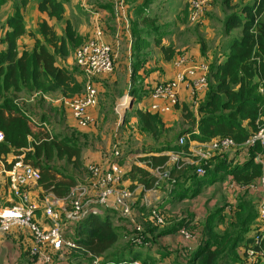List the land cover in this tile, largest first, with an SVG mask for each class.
I'll return each mask as SVG.
<instances>
[{"label": "crops", "instance_id": "crops-1", "mask_svg": "<svg viewBox=\"0 0 264 264\" xmlns=\"http://www.w3.org/2000/svg\"><path fill=\"white\" fill-rule=\"evenodd\" d=\"M21 1L22 0H5L4 3L0 2V53L7 50L5 36L6 33L11 30L8 25V20L20 14L23 19V29L25 33L18 38L16 42L19 55L24 51H32L37 41L47 45L41 31V25L44 22L54 29L58 37H63L65 35V28L69 22L81 40L78 48L85 42L91 40L96 30H101L103 32L106 42H108L112 48L115 47L114 44L117 43L115 40H117L118 36L122 35L125 36V38L128 37L130 39L127 40L130 43V53L133 55L134 52H132V50L134 51V46H138L137 40L132 38L133 29H142V25L139 24L140 13L144 11L145 15H147L150 9L157 7L159 4L158 2H160V0H152L149 7L144 10L142 9L144 0H131L128 2L125 0L124 10L120 11L117 4L113 6V0H57L64 5V14L62 19L58 20L55 17H50L46 12H41L39 10V5L43 0H26L24 6L21 4ZM173 1L175 4H169L168 9H165L166 11L164 10L165 16L159 18L157 23L161 26L160 38L162 44L165 47H172L175 51V55L168 61L165 60L162 51L154 47L151 48V53L148 58L149 60H155L157 62L153 63L151 67H149V70L152 71L153 79L160 78L155 83L170 81L175 77L177 72L183 71L190 66L187 64L186 66L178 67L177 61L180 57H185L190 63L194 64L205 61H208L210 64L224 63L229 54L228 44L232 40L241 38L240 29L226 32V27H224V29L220 31V33L223 34L222 39L216 41L214 48L211 47L208 51L206 50L205 40L206 43H214L213 30L209 27V25H211L210 21L214 19L218 11V7L214 6L208 17L209 19H207L204 25L197 27V34L187 36L186 39L183 40V43L176 48L177 37L181 33H184L187 28H191L194 25L190 22H186L190 23V25L186 27L183 24L177 23L175 26L174 23H172L179 14H182L184 3L188 0ZM225 1L226 0L223 1L224 4ZM228 2L233 8H227L228 11L237 10L236 12H230L229 15L236 13L243 17L241 13L243 7L252 6L255 0H228ZM162 3L163 6L160 8L158 7L151 15L159 13L162 8L166 6V3ZM115 14H117V18L114 19ZM170 17H172V19ZM168 19L169 21H167ZM169 26H173L174 28H172L170 33L165 35V29ZM173 29H175V33H173ZM114 33H116L115 36L112 35ZM142 38L152 42V38H149L147 35H143ZM125 45L128 46V43L126 42ZM218 48L219 51L217 52ZM222 48L225 50L221 51ZM48 50L54 53L52 47H48ZM56 65L71 71L67 60L62 61L61 58H57ZM74 76L77 77L75 74ZM81 79L83 80L82 77ZM259 93L264 95V83L259 89ZM206 96L207 92H203L199 95L201 104L205 101ZM179 97L181 102L180 105L170 113L160 117L164 125V131L166 132H161L157 140H155L150 133H146L136 126L135 128L130 126V123L127 122L129 118L125 121V124L128 123V126L124 124V127L118 134H116L113 125H109L107 131H104L102 127H100V104L89 109L88 112L91 117V123L87 128L78 127L71 111L66 110L65 123L68 126L78 127L80 130L89 131L93 134L91 142L88 140L86 141L89 146L83 144L81 146L79 145V147L82 148L81 161L83 166L85 168L93 164L108 166L109 163L113 161L117 162L125 171V177L122 181L123 186L129 188L134 193V212L140 214L144 212L148 213L152 207L159 206L166 213L167 223L163 227L164 229L161 228L162 230L160 231L171 230V232L166 235L157 236V233L160 231H153L155 236L153 245L148 249L138 246L132 247L130 244L126 243L121 235L126 228L129 230L128 227L131 225H128V223H126L127 221L119 214L111 213L110 216L114 227L120 230L119 242L114 248V250H118L117 254L119 253V255H117L115 259L124 256L127 259L135 260L134 262H138L139 264H144L145 262L147 264H193L192 256L202 247V243L209 240L212 233L224 232L229 225L234 222L237 205L240 199L254 202L257 208L261 193L249 188V186L258 185L260 180L264 178V152L257 154L256 158V162L262 166V175L248 183L236 182L230 173L225 175L226 172L224 170L218 171V173L223 172L224 174V176H221V182L217 181L208 184L207 180L209 178L207 180L194 178L193 170L191 169L195 165L194 163L199 160L194 152L196 148L201 149L202 144L197 141H190L189 134L184 133L189 129H193V132L198 134V121L201 118L199 108L201 104L195 105L193 103L187 83L181 85ZM154 102L155 101L150 96L148 103L146 102V108L137 110L149 109ZM129 109L131 110L132 108ZM56 112L57 110L54 109V112L48 113L47 118H53L59 121L61 117L56 115ZM188 113H191L192 117L195 118V124L191 125V128V120L189 121L184 118ZM260 121L264 124V115ZM135 124L136 121L134 122V125ZM245 125L247 126V123H245ZM182 129H184L185 132H183L180 138L183 137L185 143L189 142V146L186 151L183 149L175 151L173 150L174 147H181L185 144H180V138L177 140V134L182 133ZM247 129H250V127L247 126ZM168 130L169 132H167ZM98 138L105 139L108 142L96 144L95 140ZM120 141L122 145L120 146L121 150H119L121 151V156L116 159L113 153L116 149V145H119ZM207 144L208 143H203V145ZM241 148L243 149V147ZM242 149L238 151L239 148H237L218 153L220 156L225 155L228 170L234 167H241L249 161L248 152ZM16 156L17 155L13 153H9L5 156H0V161L9 162ZM161 156H166L167 161L160 166H151L149 158ZM217 163L218 161L214 160L213 165L210 166V170H212L213 166ZM134 167L142 168L155 177L157 180L155 186L151 189H145L143 184L139 182V177L137 178L136 175L130 174ZM165 173L168 174V177L164 176ZM68 174L73 175L78 183H83L85 180H88V171L86 173L87 176H84L85 179L82 178L79 172L72 169V167ZM172 180H174V183ZM5 183L7 184L0 162V204H8L5 200L7 197ZM28 192L33 201H38L43 189L32 185L29 187ZM38 219H43L40 213L38 214ZM122 220L126 222L124 221V223ZM259 226H264V221L258 217L245 235V238H250L255 228ZM146 228L151 230L152 226L147 224ZM182 228L187 229L192 234L191 239H185L180 234V229ZM246 241L238 248L242 250V253ZM32 246V236L26 230L14 229L9 235H0V264H35L29 254ZM99 259H103L104 261L103 256L99 257ZM240 260H242V255L240 256ZM54 264H64V261L58 260ZM76 264H91V260L85 256L79 257ZM223 264L233 263L231 260H228ZM234 264H240V262Z\"/></svg>", "mask_w": 264, "mask_h": 264}, {"label": "trees", "instance_id": "trees-1", "mask_svg": "<svg viewBox=\"0 0 264 264\" xmlns=\"http://www.w3.org/2000/svg\"><path fill=\"white\" fill-rule=\"evenodd\" d=\"M128 1L131 0H126V2ZM151 1L144 0L142 9L148 8ZM0 2L4 3L5 0H0ZM172 3L175 4L173 0ZM21 4L24 6L26 0H22ZM225 4L228 9H233L228 0L225 1ZM162 9L164 11L168 7L165 6ZM39 10L60 20L64 14V5L57 0H43L39 5ZM241 13L243 17L232 13L226 19V32L240 29L241 38L232 40L228 44L229 54L224 63H209L211 72L209 90L205 101L199 108L201 118L198 121V134L194 133L193 129L186 132L182 129V133L177 134V140L185 132L184 134H189L190 141L208 143L213 139L231 138L241 145L258 130L261 124L260 119L264 115V95L259 93V89L264 83V0H256L252 6H244ZM182 15L185 22H190L189 0L184 3ZM159 18H163L159 13L148 14V16L145 15L144 11L140 13L139 24L142 25V29H133V38L138 42L136 51L133 53L134 59L140 58L141 55L138 54L141 50L147 53L145 58H148L153 47L163 52L165 60L170 61L174 57L173 48L165 47L162 44L161 26L157 23ZM8 25L11 30L5 36L7 50L0 53V131L4 135V142L0 143V156L9 153L22 155V150L29 146L30 126L25 112L14 99L16 94L43 91L45 93L56 92L65 98H73L81 95L84 91L83 84L74 76L73 72L56 65L57 58L69 56V46L75 47L81 43L69 22L63 37H58L54 29L44 22L41 25V31L47 45L37 41L32 51H24L21 55L17 51L16 44L17 39L25 33L21 15L17 14L9 19ZM143 35L152 38V42L143 39ZM48 47H52L54 53L49 52ZM139 66L135 61L132 68L136 70ZM213 82L214 86H212ZM134 93L133 91V96ZM134 97L139 99V95ZM136 115L141 125L140 129L150 133L155 140L158 139L161 132H166L159 114L145 109L138 110ZM184 118L191 120L190 128L191 125L195 124V118L192 117L191 113L185 115ZM127 119L128 116L125 117L124 121ZM245 123L250 129H247ZM38 141V145L32 143L34 145H32L31 151L25 153V161L30 162L41 171V180L36 186L43 189L40 199L43 198L46 191H52L59 198L67 197L79 183L73 175L65 174L50 164L55 159H66L76 172L83 170L87 172V167L85 168L81 161L82 148L79 147V144L73 146L66 141H58L49 137L38 139ZM188 146L189 142L181 147H174L173 150L180 151L183 149L186 151ZM241 149L239 148L238 151ZM242 150H246L250 158L243 166L228 170L225 155L218 156L219 154H216L207 164L202 165L207 170L206 175L198 176L197 167L194 165L191 169L193 170V177L207 180L211 173L210 166L213 165L214 160H217L218 163L213 166L215 171L213 182L220 181L221 176L217 172L222 170L226 172L225 175L230 173L239 183H248L257 177L259 178L263 170L262 166L256 162V158L257 154L264 152V147L256 146ZM149 160L151 166L156 167L163 165L167 161V157H150ZM130 174L139 177V182L143 184L145 189L153 188L157 181L149 172L139 167H134ZM160 212L164 215L167 223L165 211L160 208ZM110 214L107 212L98 216L89 215L80 223L68 225L65 230L66 239L75 242L78 248L54 253L53 262L61 260L76 264L79 257L85 256L93 264L96 258L103 256L106 264H134L135 260L127 259L124 256L115 259L119 255V253L117 254L118 250H114V248L119 242L120 230L114 227ZM144 214L149 216L146 212ZM258 217L259 213L255 203L240 199L234 222L224 232L212 233L210 239L204 241L202 247L193 254L192 263L223 264L232 260L233 264L238 262L242 264V260L236 255V251L246 240V243L250 242L257 231L264 227L255 228L253 235L248 239L245 238ZM122 221L124 222V220ZM127 223L131 226H129V230L125 227L126 230L121 237L132 247H141L133 241V237L138 232L132 222L127 221ZM147 224L144 223L145 227ZM162 229L164 228L162 227ZM162 229L159 226H153L151 230L145 228V238L144 236L143 238L144 241L146 240L145 242H150L148 248L153 245L155 237L153 231L158 232ZM170 232L171 230L160 231L157 236L166 235ZM262 247L264 249V243ZM33 262L38 264L36 258L33 259Z\"/></svg>", "mask_w": 264, "mask_h": 264}, {"label": "built area", "instance_id": "built-area-1", "mask_svg": "<svg viewBox=\"0 0 264 264\" xmlns=\"http://www.w3.org/2000/svg\"><path fill=\"white\" fill-rule=\"evenodd\" d=\"M117 7L124 10L125 0H115ZM215 0H189L190 23L194 26H202L207 21L209 11ZM256 1V0H255ZM115 52L112 46L106 42L101 30H96L91 40L82 44L75 52V64L84 76L87 89L81 95L73 98H65V104L71 111L78 127L87 128L91 123L89 109L98 105V91L92 83V79L101 75L112 74L115 69ZM190 66L176 73L175 77L167 82H158L150 86V96L155 101L148 109L160 116L168 114L180 105L179 91L181 85L187 83L195 105L201 104L199 95L209 90L210 65L209 63H190L185 57L177 61L178 67ZM130 102V101H129ZM162 103V104H161ZM127 102L120 106L124 107ZM120 112V110H119ZM33 125L43 127L49 132L48 124L30 118ZM4 142V135L0 131V143ZM185 143L180 138V144ZM264 147V124H260L258 130L244 143L237 144L231 138L213 139L204 145L203 153L196 154L199 158L194 164L196 173L203 177L207 170L202 165L207 164L214 155L237 148ZM115 158L121 156V151L114 153ZM3 175L5 176L8 204H0V235L9 233L13 229L28 231L33 240L30 249L31 256H37L45 262L53 261V254L78 248L75 242L67 240L65 230L68 225H75L85 220L89 215H103L107 212H115L126 221L132 222L138 232L134 237L138 245L145 248L150 242H145L144 229L136 224L133 217L136 215L133 207L134 193L123 186L122 181L125 171L113 161L108 166L93 164L87 167L88 180L74 187L67 197H57L52 191H46L42 199L33 201L28 189L37 186L41 180V171L30 162L25 161V155H17L12 161L3 162ZM168 177V174H164ZM170 179V177H169ZM174 183V180H172ZM249 188L261 193L257 204L259 217L264 221V178L256 186ZM40 213L42 220L38 219ZM149 216L144 213L139 216L148 218L155 226L162 227L166 224L164 215L159 206L152 207ZM180 234L185 239H191L192 234L185 228L180 229ZM144 236V238H143ZM146 236H148L146 234ZM264 227H262L246 243L242 253V264H264ZM90 255V254H89ZM91 256V255H90ZM139 264L138 262H133ZM64 264H71L64 262ZM93 264H106L103 259L96 258Z\"/></svg>", "mask_w": 264, "mask_h": 264}, {"label": "rangeland", "instance_id": "rangeland-1", "mask_svg": "<svg viewBox=\"0 0 264 264\" xmlns=\"http://www.w3.org/2000/svg\"><path fill=\"white\" fill-rule=\"evenodd\" d=\"M223 1L224 0H215L212 9L208 13V17H209L214 6L218 7L217 14L215 15L214 19L210 21L211 25H209V27H211V29L213 30L214 43H209V42L206 43V40H205L207 51L211 47L212 48L215 47L217 40L222 39L223 34H221L220 31H222V29L226 27V19L229 13L237 11V10L228 11L227 6L223 3ZM162 2L166 3V6L168 7L169 4L172 3V0H160V2H158L159 4L157 5V7L151 8L148 14L150 15L154 13L158 7L159 8L162 7L163 6ZM116 4L117 2L113 0V6ZM159 15L161 17L165 16V12L163 11V9L159 12ZM118 17H119V13H118ZM208 17L206 18V20L209 19ZM115 18H117V14H115L114 19ZM170 18L172 19V17ZM167 21H169V19ZM172 23H174L175 26L177 23L183 24L186 27L190 25V23H186L184 21L182 14H179L178 17ZM197 27H201V26H192L191 28H187L184 33H181L176 39V48L183 43V40L186 39L187 36H190L191 34L192 35L197 34ZM172 28L174 27L173 26L167 27L165 29V33H166L165 35L170 33ZM175 32H176L175 29H173V33ZM115 34L116 33L112 35L115 36ZM190 38L193 39L192 37ZM127 40H130V39L128 37L125 38V36H122V35L118 36L117 40H115V42L117 43L114 44L115 47H113L115 50V56H116L115 69L113 73L109 75H101V76H98L92 79V83L94 87L99 92L98 104H100V117H101L100 127H102L104 131H107V127L109 125H113L114 129L116 130V134H118L124 127V124H125L124 119L126 116H128L129 118L127 122L130 123V126L134 128L136 126L138 129L141 128L139 119L136 115L138 111L137 109L146 108V104L148 103V100L150 97V88L148 87L153 84H156L155 82L160 79V78L153 79L152 71L149 70L150 69L149 67H151V65L153 63H156L157 61L149 60V58H145L147 56V53L143 52L142 50L138 54V55H141L140 58L138 60L134 59L133 55H131L130 53V49H129L130 43ZM126 42L128 43V46L125 45ZM69 47H70L69 56H67L66 58H61V59L62 61H66V60L68 61L70 65L69 67L71 68V72H73L78 77V79L82 81L81 83L84 86V91H86L87 86H86V83L84 82V76L80 72V69L75 64V51L78 48V46H75V47L69 46ZM224 50L225 49L223 48L221 49V51H224ZM135 51H136V46H134L133 52ZM218 51H219V48L217 52ZM203 53H204V50H203ZM135 61L136 63L140 65L139 68L136 70L132 68L134 66ZM205 62L208 63V61H205ZM80 76L83 78V80L81 79ZM212 86H214V82ZM133 91L135 92L134 96L139 95L138 100L132 95ZM126 98H127V104L124 107L120 106L123 102H125ZM14 99L18 103L19 107L25 112L28 122H29L30 131H31V134L29 136V146L28 148H25L22 150L23 155H25L26 152L31 151L32 145H34L32 143H35V145H38L39 144L38 139H44L46 137H49L50 139H56L58 141H66L68 144L73 145V146H77V144H79L80 146L82 144L85 146H89V144L86 143V141L88 140L89 142H91V137L93 136L91 132L80 130V128L78 127L68 126L65 123V116L67 114L66 110H68V107L65 104V97L62 96L61 94L56 93V92L45 93L43 91L21 92V93L16 94ZM141 99L143 101L139 105V102L141 101ZM130 100H132L131 110L129 109ZM53 107H56V108H53ZM54 109L57 110L56 115L61 117L59 121H56L53 118H47L48 117L47 113L54 112ZM119 110H121L122 113H120ZM30 118L34 120H39V122L41 121V122L47 123L49 132L45 131L44 130L45 128L43 129V127L33 125ZM135 121H136V124L134 125ZM128 123H126L125 125L128 126L127 125ZM82 131H85V132H82ZM102 142H108V141L102 138H98L97 140H95L96 144H102ZM200 144H202L201 146L202 148L201 149L196 148L194 153L199 154V153L206 152V151H203L204 149L203 143H200ZM120 146H122L121 141L119 142V145H116V149L114 150V153L116 151L121 150ZM50 165L65 174H68L72 167L67 162L66 159H55L51 162ZM72 169L74 168L72 167ZM79 173L81 174L82 178H84L87 172L83 170V171H80ZM214 173L215 171L212 169L209 179L207 180L208 184L213 182L212 179H213ZM218 175L224 176L223 172H219ZM111 213L116 214L115 212H111ZM133 219L135 223L141 225L144 230L146 228L144 223L146 224L148 223L152 227L155 226L148 218L142 219L139 216V213H136ZM162 227H159V228H162ZM10 233L11 231L9 233L4 234V236L9 235ZM141 248L145 249L143 245H141ZM236 255L240 257L242 255V250L237 249ZM35 258L37 259L38 264H54L55 263L53 261L47 263L42 258L39 259L38 257H32V259H35Z\"/></svg>", "mask_w": 264, "mask_h": 264}, {"label": "water", "instance_id": "water-1", "mask_svg": "<svg viewBox=\"0 0 264 264\" xmlns=\"http://www.w3.org/2000/svg\"><path fill=\"white\" fill-rule=\"evenodd\" d=\"M131 106H132V100H130L129 102V108H131Z\"/></svg>", "mask_w": 264, "mask_h": 264}, {"label": "bare ground", "instance_id": "bare-ground-1", "mask_svg": "<svg viewBox=\"0 0 264 264\" xmlns=\"http://www.w3.org/2000/svg\"><path fill=\"white\" fill-rule=\"evenodd\" d=\"M127 102V98H126V100H125V103ZM120 113H122V111L120 110Z\"/></svg>", "mask_w": 264, "mask_h": 264}, {"label": "clouds", "instance_id": "clouds-1", "mask_svg": "<svg viewBox=\"0 0 264 264\" xmlns=\"http://www.w3.org/2000/svg\"><path fill=\"white\" fill-rule=\"evenodd\" d=\"M256 2V1H255ZM255 2H254V4H255Z\"/></svg>", "mask_w": 264, "mask_h": 264}]
</instances>
